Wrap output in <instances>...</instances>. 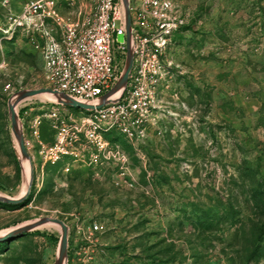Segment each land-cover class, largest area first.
Masks as SVG:
<instances>
[{"label": "rangeland", "instance_id": "rangeland-1", "mask_svg": "<svg viewBox=\"0 0 264 264\" xmlns=\"http://www.w3.org/2000/svg\"><path fill=\"white\" fill-rule=\"evenodd\" d=\"M27 1L0 0V197L19 201H0V235L58 219L67 264H264V0H177L186 24L163 58L143 136L112 129L56 164L39 154L55 141L52 99L15 107L27 159L11 126L13 99L50 88L12 25ZM57 1L73 19L96 4ZM60 238L58 225L40 224L0 242V264H56Z\"/></svg>", "mask_w": 264, "mask_h": 264}, {"label": "built area", "instance_id": "built-area-1", "mask_svg": "<svg viewBox=\"0 0 264 264\" xmlns=\"http://www.w3.org/2000/svg\"><path fill=\"white\" fill-rule=\"evenodd\" d=\"M128 11L129 45L119 0H96L94 10L77 19L62 17L57 0H29L12 19L14 29L26 32L39 54L50 89L82 104L99 105L123 75L128 50L133 58L126 86L103 107L80 110L51 103L45 117L55 141L40 147L45 162L56 164L73 153L76 142H96L112 129L133 140L143 136L152 120L163 58L186 19L177 0H128ZM41 124L39 117L33 121L35 138Z\"/></svg>", "mask_w": 264, "mask_h": 264}, {"label": "water", "instance_id": "water-1", "mask_svg": "<svg viewBox=\"0 0 264 264\" xmlns=\"http://www.w3.org/2000/svg\"><path fill=\"white\" fill-rule=\"evenodd\" d=\"M121 1L123 3L124 8H125L126 42L129 45L131 23H130L129 11H128V0H121ZM132 61H133L132 54H131L130 50H128L127 56H126V67H125L123 75L120 77L119 81L115 84V86L101 98L100 104L97 105L96 107L79 103V102L67 97L64 94L57 93L56 91H54L50 88H42L39 90H31V91H23L18 95V97L16 98V101L20 102L22 100H26L28 98L36 97V96H39L42 94H52V95H55L57 97L55 103L60 104L64 107H68V108H72V109H80V110L99 109V108L103 107L112 98V96L114 94L123 90V88L126 86L127 80H128V75L132 69ZM9 114H10L12 131H13L14 136L17 139V145H18L19 151H20L22 157L27 159L28 154L25 150L24 142H23L21 133H20V135H17V133H16L18 118H17V115L14 111V108L11 105H9ZM0 201L7 203V204H15V203L19 202L18 200L6 198V197H0ZM43 223H50V224H55V225L60 226L61 238H60V242H59L58 257H57L56 264H67L68 228L62 221H60L58 219H45L40 223L38 222V223H34L32 225L17 228L15 230H12V231L4 234L3 236H0V242L8 240L10 238H13L17 235H23V234L29 232L32 228H35V227H37Z\"/></svg>", "mask_w": 264, "mask_h": 264}, {"label": "bare ground", "instance_id": "bare-ground-1", "mask_svg": "<svg viewBox=\"0 0 264 264\" xmlns=\"http://www.w3.org/2000/svg\"><path fill=\"white\" fill-rule=\"evenodd\" d=\"M120 93H121V91H119V92H117L116 94H114L113 96H112V98L114 99V98H116V97H118L119 95H120ZM43 95H45L44 97L45 98H49V99H52L53 101L52 102H55L56 101V96L55 95H52V94H42V95H39V96H43ZM36 97H38V96H36ZM35 98V97H34ZM28 99H31V98H28ZM27 99V100H28ZM24 100H22V101H20V102H17L16 101V99H13V101L11 102L12 103V107L14 108V110H15V107L18 105V104H20L21 102H23ZM16 133H17V135H20L19 134V132H18V124H17V128H16ZM24 161H26L25 159H24ZM25 176H26V182L29 180V177H30V171H29V168H28V166L26 167V169H25ZM1 196V195H0ZM60 227V226H59ZM0 236H3V235H0Z\"/></svg>", "mask_w": 264, "mask_h": 264}]
</instances>
